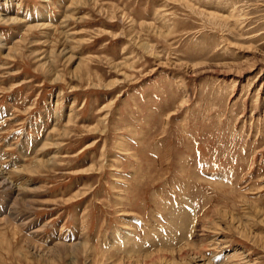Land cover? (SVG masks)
Here are the masks:
<instances>
[{
  "label": "rangeland",
  "instance_id": "rangeland-1",
  "mask_svg": "<svg viewBox=\"0 0 264 264\" xmlns=\"http://www.w3.org/2000/svg\"><path fill=\"white\" fill-rule=\"evenodd\" d=\"M2 18L0 264H264V0Z\"/></svg>",
  "mask_w": 264,
  "mask_h": 264
},
{
  "label": "bare ground",
  "instance_id": "bare-ground-1",
  "mask_svg": "<svg viewBox=\"0 0 264 264\" xmlns=\"http://www.w3.org/2000/svg\"><path fill=\"white\" fill-rule=\"evenodd\" d=\"M0 21H4V22L6 23V22L11 21V20H10L9 18L6 19V20H4V19L2 18ZM4 22H3V23H4ZM0 174H1V173H0ZM0 180L2 181L3 184L7 185V180H5L4 177L0 176ZM3 184H2V185H3ZM187 250L190 252L191 249L188 248ZM180 252L183 253V251H179V253H180ZM171 254H173V253H170V255H171ZM195 255H196V254H195ZM195 255H194V256H195ZM172 256H173V255H171V257H172ZM147 259H151L150 261H153V257H152V256H151V257H148ZM140 260H141V259H139V260H135V261H136L137 264H139V263H140V262H139ZM171 260L174 261L173 258H172ZM141 261H142V262H141L142 264H145V262H147L146 260H141ZM148 261H149V260H148ZM158 261H160V260H158Z\"/></svg>",
  "mask_w": 264,
  "mask_h": 264
}]
</instances>
